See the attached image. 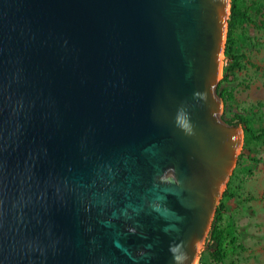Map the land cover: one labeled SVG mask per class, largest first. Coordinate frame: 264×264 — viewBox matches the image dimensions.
<instances>
[{"label":"water","instance_id":"water-1","mask_svg":"<svg viewBox=\"0 0 264 264\" xmlns=\"http://www.w3.org/2000/svg\"><path fill=\"white\" fill-rule=\"evenodd\" d=\"M229 7L0 0V264L193 263L242 143Z\"/></svg>","mask_w":264,"mask_h":264},{"label":"rangeland","instance_id":"rangeland-1","mask_svg":"<svg viewBox=\"0 0 264 264\" xmlns=\"http://www.w3.org/2000/svg\"><path fill=\"white\" fill-rule=\"evenodd\" d=\"M252 1L258 2L264 11V0ZM229 15L230 7L228 18ZM226 33L227 25L224 46ZM233 36L234 55L239 57V68L232 72L234 77L230 84L233 87L234 100L226 105L221 100L219 116L223 121L225 119L235 122L233 116L242 115L249 120L254 129H257L264 126V33L251 25L239 24L233 31ZM229 64L223 48L218 82ZM238 126L242 129L240 125ZM240 153H243L244 157L237 168L235 163L227 180L235 189V196L226 202L227 212L223 214L222 225L229 235L238 239L244 250L239 249L230 254L221 264H264V140L245 142L242 129V143L237 158ZM213 215L195 256V264H211L206 240Z\"/></svg>","mask_w":264,"mask_h":264},{"label":"trees","instance_id":"trees-1","mask_svg":"<svg viewBox=\"0 0 264 264\" xmlns=\"http://www.w3.org/2000/svg\"><path fill=\"white\" fill-rule=\"evenodd\" d=\"M262 8L263 7L256 1L230 0V15L227 23L224 46V55L230 61V64L223 70V77L216 87L217 95L224 105L234 100L233 87L230 84L234 77L232 72L239 68V57L234 55L235 39L233 31L239 24H246L264 33V11H262ZM231 121L224 119V122L228 125H240L242 127L245 142L248 140L254 142L264 140V126L254 129L249 120L242 115H234L233 121L235 122ZM243 157L244 154L240 153L235 168L240 165V161ZM234 190L235 189L231 187L230 181H228L213 215L206 240V249L211 264H221L230 254L235 253L239 249L244 250V246L238 242V239L235 236L229 235L222 225L223 214L227 212L226 202L235 196Z\"/></svg>","mask_w":264,"mask_h":264},{"label":"bare ground","instance_id":"bare-ground-1","mask_svg":"<svg viewBox=\"0 0 264 264\" xmlns=\"http://www.w3.org/2000/svg\"><path fill=\"white\" fill-rule=\"evenodd\" d=\"M221 55H222V53L220 54V57H219V59L221 58ZM219 69H220V63H219ZM220 73V72H219ZM240 147H241V144L239 145V148H238V151H237V153H236V155L238 154V152H239V150H240ZM223 189V185H222V188H221V190ZM208 230V229H207ZM204 240V238L200 241V243H199V245H198V247H197V249H196V251H198V248H200V245H201V242ZM195 260L196 259H194V261H193V263L192 264H195Z\"/></svg>","mask_w":264,"mask_h":264},{"label":"clouds","instance_id":"clouds-1","mask_svg":"<svg viewBox=\"0 0 264 264\" xmlns=\"http://www.w3.org/2000/svg\"><path fill=\"white\" fill-rule=\"evenodd\" d=\"M185 127L187 128L188 126H187V125H185Z\"/></svg>","mask_w":264,"mask_h":264}]
</instances>
